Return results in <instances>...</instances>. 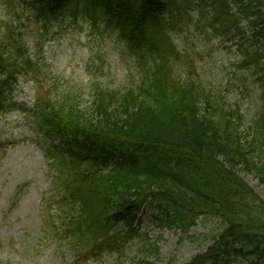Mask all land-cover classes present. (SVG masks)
<instances>
[{"label":"trees","instance_id":"1","mask_svg":"<svg viewBox=\"0 0 264 264\" xmlns=\"http://www.w3.org/2000/svg\"><path fill=\"white\" fill-rule=\"evenodd\" d=\"M0 2L9 15L20 0ZM24 5L19 20L26 18L29 28L17 26V20L0 26V112L14 101L19 76L36 84L41 78L51 87L47 98L35 100L32 113L57 147L56 163L65 176L58 240L77 256L120 249L135 230L117 229L119 220L127 211L155 204L165 224L186 235L202 218L218 221L212 245L185 264H230L233 254L252 255L247 264H264V193L242 176L255 174L264 186V115L249 123L254 138L245 141L241 109L227 110L224 97L214 99L196 80L175 71L180 53L170 34L198 7L214 34L229 44L240 37L241 65L264 71V45L257 46L264 41V0H32ZM79 20L118 37L141 74L125 91L93 84V102L85 108L78 89L47 80L41 59L20 43L31 35L42 44L54 24L65 30ZM110 161L114 167L101 172ZM152 250L160 253L159 247Z\"/></svg>","mask_w":264,"mask_h":264},{"label":"rangeland","instance_id":"2","mask_svg":"<svg viewBox=\"0 0 264 264\" xmlns=\"http://www.w3.org/2000/svg\"><path fill=\"white\" fill-rule=\"evenodd\" d=\"M199 12L197 9L193 18L173 33L182 53L179 66L186 79L197 80L212 94L224 96L228 106L241 109L246 118L243 138L251 141L254 133L248 130L249 123L264 115V71L235 68L232 63L243 59L237 41L228 45L214 36L203 18H199ZM57 26L49 28L45 36L50 76L57 75L61 85H78L83 89L84 106L92 101L88 88L91 79H97L107 89L124 90L137 78L132 55L118 39L97 36L87 25L65 30ZM33 27L42 29L40 25ZM252 31L247 28L249 34ZM33 40L28 35L23 43L35 54ZM241 75L247 78L245 83L239 80ZM21 86L17 98L25 107H7L0 115V139L4 145L0 150V258L7 264H69L68 253L60 249H67L66 246L53 239L40 240L46 198L53 191V172L46 161V143L39 139L26 102L30 103L37 94L46 96L48 91L39 92L29 80H23ZM242 176L259 194L264 193L255 174ZM159 216L155 208L145 210L139 221L141 237L130 240L121 253L104 255L88 264H184L206 250L219 228L216 219L202 218L179 241L182 235L161 225ZM152 243L160 247V255L150 249ZM251 259L233 254L230 264H247Z\"/></svg>","mask_w":264,"mask_h":264}]
</instances>
